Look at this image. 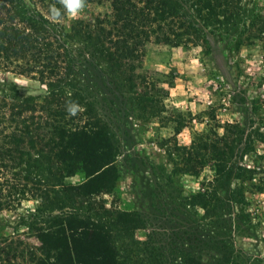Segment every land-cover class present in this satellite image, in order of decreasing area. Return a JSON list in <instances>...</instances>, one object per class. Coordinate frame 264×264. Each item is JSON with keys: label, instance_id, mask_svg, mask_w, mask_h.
<instances>
[{"label": "rangeland", "instance_id": "1", "mask_svg": "<svg viewBox=\"0 0 264 264\" xmlns=\"http://www.w3.org/2000/svg\"><path fill=\"white\" fill-rule=\"evenodd\" d=\"M98 2L69 4L57 21L56 34L70 56L72 85L89 97L118 148L112 184L106 188V175L98 173L92 179L94 197L105 209L135 211L143 221L131 238L114 231L120 259L125 264H181L191 256L202 264H261L264 0H241L235 25L222 20L200 25L206 45L187 37L178 46L140 43L118 69L92 42L69 29L72 20L88 24L109 14L107 0ZM185 13L189 20L196 19L188 8ZM12 88L20 97L42 98L46 92L37 80L0 73V96L3 91L12 94ZM1 111L6 112L0 101ZM227 124L239 127L232 162L251 177L244 185L248 205L240 210L223 201L224 208H216L212 198L206 210L192 207L189 199L198 192L213 194L219 163L187 159L177 148L221 135ZM14 174L0 169L2 198L11 204L0 210V242L12 243L11 251L0 244L5 248L0 264H37L40 243L33 227L48 229L66 215H86L75 199V186L84 177L78 173L54 179L39 170L43 186L35 200L30 192L21 196L13 189ZM221 240L232 247L229 262L223 259Z\"/></svg>", "mask_w": 264, "mask_h": 264}, {"label": "trees", "instance_id": "2", "mask_svg": "<svg viewBox=\"0 0 264 264\" xmlns=\"http://www.w3.org/2000/svg\"><path fill=\"white\" fill-rule=\"evenodd\" d=\"M98 1L0 0V73L28 77L46 88L42 98L20 97L15 88L10 89L12 94L1 93L6 112H0V169L14 171L17 184L13 189L21 196L30 192L35 200L40 199L43 186L39 170L54 179L78 173L84 177L75 186V199L86 215H66L48 229L31 228L40 243L37 264H125L119 257L113 233L131 238L135 230L143 227L137 212L105 209L94 197L92 179L98 173L106 175V188L112 184L118 148L89 97L72 85L70 56L56 34L57 21L65 16L69 4ZM240 1L107 0L109 14L95 17L88 24L72 20L69 29L92 42L98 53L118 69L124 56L135 52L140 43L178 46L187 37L191 43L206 45L200 25L208 27L222 21L235 25ZM187 8L195 20L187 18ZM238 128L236 124H227L221 135L201 137L187 147L177 148L187 159L204 164L214 159L219 163L213 194L198 192L189 199L190 206L206 210L212 198L216 208H224L223 201L227 207L239 206L240 210L248 205L244 185L251 177L232 162ZM217 194L221 195L216 197ZM10 206L0 190V210ZM2 241L0 244L5 245ZM218 243L224 261L229 262L232 247L222 240ZM11 244H6L9 251ZM2 248L1 253L5 249ZM12 252L16 253L13 249ZM181 264L202 263L186 256Z\"/></svg>", "mask_w": 264, "mask_h": 264}, {"label": "clouds", "instance_id": "3", "mask_svg": "<svg viewBox=\"0 0 264 264\" xmlns=\"http://www.w3.org/2000/svg\"><path fill=\"white\" fill-rule=\"evenodd\" d=\"M71 6V5H70ZM79 6V5H78Z\"/></svg>", "mask_w": 264, "mask_h": 264}]
</instances>
